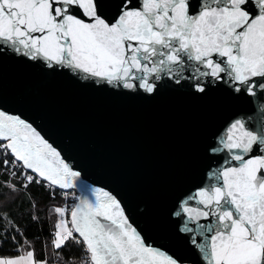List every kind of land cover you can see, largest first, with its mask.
Segmentation results:
<instances>
[{"label": "snow or ice", "instance_id": "snow-or-ice-1", "mask_svg": "<svg viewBox=\"0 0 264 264\" xmlns=\"http://www.w3.org/2000/svg\"><path fill=\"white\" fill-rule=\"evenodd\" d=\"M61 88L102 94L97 107L168 97L225 111L175 157L188 187L129 209L29 115ZM0 176V242L13 245L0 264H264V0H0ZM113 178L135 174L118 161ZM33 185L52 200L41 257L7 203L34 201Z\"/></svg>", "mask_w": 264, "mask_h": 264}, {"label": "water", "instance_id": "water-1", "mask_svg": "<svg viewBox=\"0 0 264 264\" xmlns=\"http://www.w3.org/2000/svg\"><path fill=\"white\" fill-rule=\"evenodd\" d=\"M52 95L58 102L38 101L29 112L35 125L82 171L84 183L122 192L129 209L152 210L156 201L166 208L175 192L188 187L177 178L175 157L194 135L202 141L215 131L225 111L216 101L196 106L165 97L162 105L145 109L93 106L91 96L102 94L67 88ZM118 161L127 162L135 178L116 181Z\"/></svg>", "mask_w": 264, "mask_h": 264}, {"label": "trees", "instance_id": "trees-1", "mask_svg": "<svg viewBox=\"0 0 264 264\" xmlns=\"http://www.w3.org/2000/svg\"><path fill=\"white\" fill-rule=\"evenodd\" d=\"M6 177L0 176V179ZM3 189L0 188V208L4 207L5 199L2 195ZM31 195L35 197V200H29L22 202L17 200L12 202L10 199L8 203V211L15 217L16 225L21 229L23 237H26L29 241L34 242L36 247L37 256L41 257L43 254V246L45 244L46 237L49 235L50 222L48 218V209L52 203V200L48 192L39 186L33 185L31 188ZM36 203L35 210L31 208V204ZM32 215H38L39 220L33 222L31 220ZM4 222L0 219V225ZM4 231L3 227H0V236ZM23 243V240H21ZM13 254V245L11 241L0 242V255Z\"/></svg>", "mask_w": 264, "mask_h": 264}, {"label": "built area", "instance_id": "built-area-1", "mask_svg": "<svg viewBox=\"0 0 264 264\" xmlns=\"http://www.w3.org/2000/svg\"><path fill=\"white\" fill-rule=\"evenodd\" d=\"M77 195H78V193H77ZM70 202V201H69Z\"/></svg>", "mask_w": 264, "mask_h": 264}]
</instances>
